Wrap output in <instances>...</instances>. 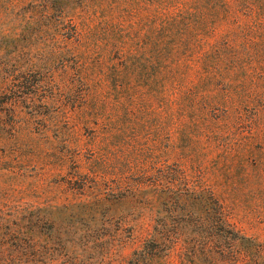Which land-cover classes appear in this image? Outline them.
Segmentation results:
<instances>
[{
	"label": "rangeland",
	"instance_id": "obj_1",
	"mask_svg": "<svg viewBox=\"0 0 264 264\" xmlns=\"http://www.w3.org/2000/svg\"><path fill=\"white\" fill-rule=\"evenodd\" d=\"M0 69L1 196L63 205L178 162L264 240V0H0Z\"/></svg>",
	"mask_w": 264,
	"mask_h": 264
},
{
	"label": "trees",
	"instance_id": "obj_2",
	"mask_svg": "<svg viewBox=\"0 0 264 264\" xmlns=\"http://www.w3.org/2000/svg\"><path fill=\"white\" fill-rule=\"evenodd\" d=\"M2 81L0 69V98ZM127 169L115 193L63 205L0 195V264H113L115 251L137 240L126 264H264V240L229 221L201 170L178 162ZM143 216L152 226L141 239Z\"/></svg>",
	"mask_w": 264,
	"mask_h": 264
}]
</instances>
